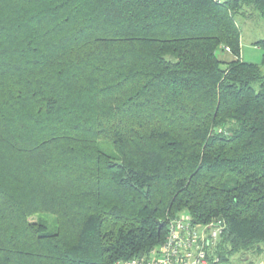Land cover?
I'll return each mask as SVG.
<instances>
[{
  "label": "trees",
  "instance_id": "obj_1",
  "mask_svg": "<svg viewBox=\"0 0 264 264\" xmlns=\"http://www.w3.org/2000/svg\"><path fill=\"white\" fill-rule=\"evenodd\" d=\"M247 8L264 19V0H0V264L145 256L183 212L223 218L225 261L264 254Z\"/></svg>",
  "mask_w": 264,
  "mask_h": 264
},
{
  "label": "built area",
  "instance_id": "obj_2",
  "mask_svg": "<svg viewBox=\"0 0 264 264\" xmlns=\"http://www.w3.org/2000/svg\"><path fill=\"white\" fill-rule=\"evenodd\" d=\"M223 229L216 220L199 224L183 212L169 220L165 238L149 254L111 264H236L235 259L225 261L218 251Z\"/></svg>",
  "mask_w": 264,
  "mask_h": 264
},
{
  "label": "rangeland",
  "instance_id": "obj_3",
  "mask_svg": "<svg viewBox=\"0 0 264 264\" xmlns=\"http://www.w3.org/2000/svg\"><path fill=\"white\" fill-rule=\"evenodd\" d=\"M239 25L241 28V57L245 61L261 64L263 61V49H261L256 42L264 39V19L261 17L258 11L247 8L246 16L238 17ZM219 58L222 60V67H226V62L234 58L230 52L220 48L217 51ZM258 89L259 85L255 84ZM44 218L51 221L54 220V216L51 214H44ZM38 215L31 217V220H37ZM247 258L255 260L254 264H264V254L256 257L255 255L247 254ZM245 259V257H244ZM236 264H245V262H239L235 260Z\"/></svg>",
  "mask_w": 264,
  "mask_h": 264
},
{
  "label": "water",
  "instance_id": "obj_4",
  "mask_svg": "<svg viewBox=\"0 0 264 264\" xmlns=\"http://www.w3.org/2000/svg\"><path fill=\"white\" fill-rule=\"evenodd\" d=\"M216 221L219 222L221 225L224 224V220H223L222 217H219ZM163 225H164V221L163 220H159L158 221L159 231L162 229Z\"/></svg>",
  "mask_w": 264,
  "mask_h": 264
}]
</instances>
